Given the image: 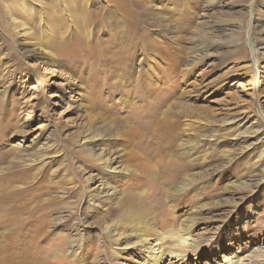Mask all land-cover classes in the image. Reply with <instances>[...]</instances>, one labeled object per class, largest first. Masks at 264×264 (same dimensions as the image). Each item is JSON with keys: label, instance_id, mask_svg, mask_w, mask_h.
Listing matches in <instances>:
<instances>
[{"label": "rangeland", "instance_id": "rangeland-1", "mask_svg": "<svg viewBox=\"0 0 264 264\" xmlns=\"http://www.w3.org/2000/svg\"><path fill=\"white\" fill-rule=\"evenodd\" d=\"M110 1L0 0V200L18 192L0 201L1 253L140 264L144 229L186 236L184 264H264V0H140L126 46L86 23ZM88 128L115 173L77 150ZM115 223L131 245L117 256L102 233Z\"/></svg>", "mask_w": 264, "mask_h": 264}, {"label": "bare ground", "instance_id": "bare-ground-1", "mask_svg": "<svg viewBox=\"0 0 264 264\" xmlns=\"http://www.w3.org/2000/svg\"><path fill=\"white\" fill-rule=\"evenodd\" d=\"M110 2H111L112 8H114L112 13L111 12H109V13L103 12L101 14H97L96 13L97 11L96 12L95 11H93V12L92 11L91 12L85 11L84 15L86 17V23L88 25H90V24L91 25H93V24L94 25H98V24L105 25L107 23L114 24L113 27L116 26V27H114V28H116L114 35L118 34L117 44H122L125 46L130 45L131 44L130 41L128 40V42H127V39L126 38L123 39V38L126 37V35H128V36L132 35V36H134V39H135V36L139 32V29H138L139 26L145 27L143 24L147 18L146 19L144 18L143 15H145V14H143L141 11V8H140L141 2H140V0H111ZM78 8L79 7H77V8L75 7V9H77V11H78ZM249 9H250L249 12H250L251 18L253 20L257 19L258 16H256V14H255L257 12H255V9L252 7V5H250ZM79 15H81V14H79ZM112 20L115 21L116 23L112 22ZM130 27L133 28L134 30L131 29ZM142 32H143V30H142ZM142 34L144 35V32ZM137 38H138V36H137ZM131 40L133 41L132 38H131ZM138 40H139V38H138ZM210 41H211V39H210ZM133 43H134V41H133ZM217 44L218 43H214V41H212L207 46L209 48H212V47L216 46ZM205 45H206V43H205ZM261 46H262V44H261ZM260 49L262 51H264V47H262ZM251 52L254 55L258 54V48L254 43H252ZM262 54H264V52H262L261 55ZM99 135H100V133H98L92 129L88 128V129L84 130L82 132L80 140L76 142V148H77V150H79L81 152L83 151V153H85L86 156L90 157L93 162H95V161L99 162L100 168L104 167V169L109 171L108 172L109 174L115 173L116 167H114L115 166L114 164L116 162V157L114 156V153H112L110 151L108 152L106 150H102L99 153H97L96 156L93 154L95 149L91 145H92V143L95 142V140L99 137ZM108 150H110V148ZM38 156L42 157L43 154L42 155L40 154ZM42 160H43V158L40 159V161H42ZM21 161H25V162L31 161L32 162L34 160L33 159L29 160L27 157L24 156L23 160H21ZM40 163H42V162H40ZM43 165L44 164L42 163L41 166H43ZM26 166H29V164ZM102 172H105V171H102ZM11 174H14V173H11ZM252 177H254V178H252ZM255 177H257L256 174L252 175L250 177V179H248V181L249 182L256 181ZM70 178H72V177H70ZM15 179L18 180L19 182L24 181L22 179L21 175L17 176ZM91 179L92 178H89V177L86 178L87 183L89 181H91ZM108 181H109V179H108ZM107 187L109 188L108 185H107ZM17 193L18 192L15 190V188L13 186H10L8 191L2 192L3 197H5V196L6 197L0 201H6V200L12 201V199H10V200L8 199V196L10 194L13 196L14 195L17 196ZM90 195L97 196V197L99 195V198L102 201V200H107L113 194L111 192H108L107 190L106 191L104 190V192H103V188H101L100 191H98V192L96 191L94 193H91ZM13 196H12V198H13ZM10 198H11V196H10ZM16 222H17L16 220L11 219V221H9V225H16L17 224ZM119 226L120 225L118 223H115L113 225L104 227L102 229V233L104 234L103 236L105 237V240H106L105 242H107L108 246H109L108 253L116 255V256L118 254H120L121 251L131 248V245L129 246L128 244L127 245L124 244V246H122V244H123L122 240L124 239L125 235L122 231H120ZM138 230L140 231V229H138ZM141 231L142 232L138 234L141 236V237L139 236L140 240L138 241L139 242L138 244H139V246L143 247L142 251H144V257H143V260L140 264H162L164 262V259H166L168 261V264H184V260L186 259L185 257L188 255L186 250H185V247L188 246V238L186 236L178 235V234L172 233V232H171L172 234H169L167 232L171 236L166 235V234L161 235L157 238L154 236L155 237L154 242L148 243L147 239L145 238V237H147V236H145V235H147L146 230L143 229ZM132 232H134V231H132ZM135 232L138 233V231L136 229H135ZM137 233H135V234H137ZM0 239H1L0 240V242H1L0 247H2L3 243L5 242V235L3 236V234H1ZM168 239L171 240V244L173 246H168L169 243L166 244L168 242ZM145 241L147 242V244ZM176 247H178V248L176 249ZM2 250L3 249L0 248V264H20L14 255H6L5 253L3 254V253H1ZM6 253H8V252H6ZM1 254H3V255H1ZM230 258L225 257L221 261L214 263V264H240V261L238 259H236V256L232 259H230Z\"/></svg>", "mask_w": 264, "mask_h": 264}]
</instances>
